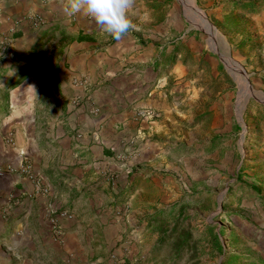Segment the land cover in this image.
Here are the masks:
<instances>
[{
    "label": "rangeland",
    "instance_id": "obj_1",
    "mask_svg": "<svg viewBox=\"0 0 264 264\" xmlns=\"http://www.w3.org/2000/svg\"><path fill=\"white\" fill-rule=\"evenodd\" d=\"M128 18L152 72L138 114L148 129L129 150L133 157L145 146L147 161L129 170L136 186L122 193V211H134L129 227L104 254L102 240L89 237L97 232L87 231L91 213L72 200L61 212L72 216L71 233L90 239L82 257L92 248V260L64 258V236L33 249L18 234L0 240V264H264V212L255 206L264 201V0H132ZM38 34L40 65L57 56L48 41H72Z\"/></svg>",
    "mask_w": 264,
    "mask_h": 264
},
{
    "label": "crops",
    "instance_id": "obj_2",
    "mask_svg": "<svg viewBox=\"0 0 264 264\" xmlns=\"http://www.w3.org/2000/svg\"><path fill=\"white\" fill-rule=\"evenodd\" d=\"M70 3L0 0V240L19 234L33 249L36 241L52 243L49 213L77 201V209L81 203L91 213L87 231L97 233L89 237L102 240L105 254L134 212L121 207L122 193L136 186L129 170L147 161L145 146L133 157L129 150L148 129L138 114L148 105L151 54L131 33L116 39L102 32ZM38 19L41 27L33 25ZM38 33L72 41L57 48V39L48 41L57 58L40 65L32 56ZM21 55L29 59L12 64L8 58ZM36 182L50 194L38 192ZM138 190L126 201L129 207ZM258 202L264 212V201ZM69 222H61L63 256L78 261L90 239L71 233ZM125 250L127 245L113 256ZM87 252L81 260H92V248Z\"/></svg>",
    "mask_w": 264,
    "mask_h": 264
},
{
    "label": "clouds",
    "instance_id": "obj_3",
    "mask_svg": "<svg viewBox=\"0 0 264 264\" xmlns=\"http://www.w3.org/2000/svg\"><path fill=\"white\" fill-rule=\"evenodd\" d=\"M132 0H71L72 12H83L100 26L101 31L119 39L132 27L128 11Z\"/></svg>",
    "mask_w": 264,
    "mask_h": 264
},
{
    "label": "built area",
    "instance_id": "obj_4",
    "mask_svg": "<svg viewBox=\"0 0 264 264\" xmlns=\"http://www.w3.org/2000/svg\"><path fill=\"white\" fill-rule=\"evenodd\" d=\"M35 186L38 192L43 195L48 196L50 194L48 188L42 186L41 183L36 182ZM71 217L72 216H70L68 212H61L60 210H53L49 213V226L54 243L61 244L63 242V229L61 222L62 220H71Z\"/></svg>",
    "mask_w": 264,
    "mask_h": 264
},
{
    "label": "bare ground",
    "instance_id": "obj_5",
    "mask_svg": "<svg viewBox=\"0 0 264 264\" xmlns=\"http://www.w3.org/2000/svg\"><path fill=\"white\" fill-rule=\"evenodd\" d=\"M191 5V4H190ZM187 10L188 11H190V12H196V11H194V6H192V7H190V8H187ZM202 20H204V17L202 16ZM203 25H205V23L203 24ZM206 26V25H205ZM206 29L208 30V33L211 35L212 34V29L211 28H209L208 26H206ZM210 29V30H209ZM230 62V61H229ZM227 64H229V63H227ZM237 70H238V67H237ZM239 71V70H238ZM239 74H241V72L239 71Z\"/></svg>",
    "mask_w": 264,
    "mask_h": 264
},
{
    "label": "water",
    "instance_id": "obj_6",
    "mask_svg": "<svg viewBox=\"0 0 264 264\" xmlns=\"http://www.w3.org/2000/svg\"><path fill=\"white\" fill-rule=\"evenodd\" d=\"M201 17V16H200ZM204 20H206V19H204ZM244 81H246V85H247V80L245 79Z\"/></svg>",
    "mask_w": 264,
    "mask_h": 264
}]
</instances>
